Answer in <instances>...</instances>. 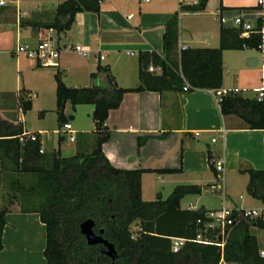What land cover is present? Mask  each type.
I'll list each match as a JSON object with an SVG mask.
<instances>
[{"label": "crops", "instance_id": "obj_1", "mask_svg": "<svg viewBox=\"0 0 264 264\" xmlns=\"http://www.w3.org/2000/svg\"><path fill=\"white\" fill-rule=\"evenodd\" d=\"M21 1L9 0L8 5L0 7V47L4 51H12L19 69L20 66L32 67L33 61L16 54V43L35 46L45 29L40 25L51 22L56 16L58 5L66 0H53L52 10L43 13L22 8ZM209 1L204 11L180 12L178 44L174 55L178 69L183 46L218 47L221 27H232V17L242 14L255 25L264 13V5L259 6L257 0H220L216 10L209 8ZM132 2L134 1L101 0L100 13L80 12L76 15L71 29L62 35V44H80L90 52L89 55L81 57L79 68L67 56L60 57L58 66L55 67L63 71L64 80L73 77V87L78 88L107 87L108 72L99 71L98 66L101 65L107 67L115 76L119 87L134 88L141 83L140 53L155 51L162 57L165 56L163 35L166 23L173 14L180 11L181 2L179 9L174 6L160 13L151 10L152 16H146L151 0H135L139 11L138 18L128 12L134 6ZM154 8H161V3H155ZM218 9L229 18L228 23H222L220 19L219 28L213 30L201 22L195 27V33L191 34V41L182 40V16L199 15L206 11L215 14ZM65 50L68 49L64 48ZM101 55L104 56L103 59ZM151 65L160 66L154 63L149 66ZM162 72L163 69L152 73ZM93 73H96V77L92 76ZM262 87L264 46L224 50L222 89L254 98ZM0 95V114L10 121H21L24 133L40 134L43 145L44 131L26 127L10 106L11 96L7 93ZM17 104L21 105L20 102ZM32 104L34 105L33 101ZM83 105H88V114L93 115L95 105ZM78 110L79 108L76 109L77 112ZM106 126L110 137L104 143L103 151L110 163L122 169H147L142 174L144 200L153 201L158 196L165 198L164 192L173 191L178 185H199L202 191L196 194V202H191L188 209H219L220 206H211L205 200V192L220 197L222 191V207L227 206L228 200L233 208L264 206L261 199L248 192L250 177L247 172L249 168L264 170V129L249 128L245 120L237 114L224 115L213 89L126 92L119 107L110 110ZM72 130L63 132L65 134L60 138L65 139L66 133L84 134L85 140L82 144L88 143L92 152L97 140L94 120L91 119V125L87 128L78 123ZM145 136L149 138L140 146L139 138ZM78 147V152L91 153L88 150L85 152L81 144ZM219 159L224 161L222 171H218L214 164ZM1 168L0 160V170ZM162 169L179 171H158ZM246 190L250 200L245 199L242 194ZM237 191L241 193L235 200L233 195ZM12 205L11 208H4L6 225L3 231V248L0 249V264H47L44 254L47 228L40 214L21 211L19 202L18 206L15 203ZM252 230L258 237L261 251L264 250V229L253 227Z\"/></svg>", "mask_w": 264, "mask_h": 264}, {"label": "trees", "instance_id": "obj_2", "mask_svg": "<svg viewBox=\"0 0 264 264\" xmlns=\"http://www.w3.org/2000/svg\"><path fill=\"white\" fill-rule=\"evenodd\" d=\"M209 0L182 4L166 23L163 35L165 56L155 51L140 53V80L134 88L119 87L107 67L108 86L69 87L63 71L55 72L56 96L60 122L67 103L94 104L93 120L97 140L91 153L78 152L63 157L61 150L52 154L41 152L40 134L36 140H21L24 126L0 114V191L19 197L23 212H37L47 228L44 251L48 264H103L112 262L103 244L89 245L80 232V224L88 218L96 221L95 230L105 229L104 237L114 243L118 256L115 264H220L222 261L238 264H264V255L253 227L264 229V218L238 217L224 231L221 243L187 242L178 252L171 250V237L195 238L201 226L199 219L207 220L205 209H183L181 200L187 194L201 193L199 185H178L163 198L146 201L142 197V174L147 169H122L113 166L103 151L110 132L106 126L111 109L119 107L124 94L130 91L183 90L184 79L193 89H219L223 85V52L226 49L260 48L264 46V13L258 18L254 31L242 37L235 27H221L218 47H188L180 54V69L175 65L181 11H204ZM101 0H66L56 9L55 18L40 25L54 27L60 33L71 29L80 12L100 13ZM150 63L162 66L161 74L148 70ZM96 77V73L92 74ZM183 76V77H182ZM27 94L20 95V107L32 109ZM220 108L224 115L237 114L249 128L264 129V97H244L236 92L223 95ZM149 136L140 137L143 145ZM63 140V137L60 138ZM159 172H175L162 169ZM248 192L264 202V170L249 168ZM139 220L135 237L131 225ZM6 209L0 210V249Z\"/></svg>", "mask_w": 264, "mask_h": 264}, {"label": "rangeland", "instance_id": "obj_3", "mask_svg": "<svg viewBox=\"0 0 264 264\" xmlns=\"http://www.w3.org/2000/svg\"><path fill=\"white\" fill-rule=\"evenodd\" d=\"M133 1L134 2L132 3H134V6L130 7L128 12H132L136 18H138L139 11L135 6V0ZM21 2L22 8L26 7L27 9L39 13H43L44 11L49 12L53 8L51 5L53 0H22ZM219 2L220 0H210L209 8L211 7L213 10H216ZM155 3H161V8H154ZM148 5L149 8L146 11V16H152L153 12L151 10H156L154 13H160L162 10L172 9L174 6L179 9L180 0H151ZM201 22L210 26L214 30L220 26V17L216 13L212 14L211 12L207 11L206 13L199 15L187 14V16H182V40L191 41L193 39L191 34L195 33V27ZM16 44V47H18V44L20 43L17 42ZM65 56H67L70 62L76 65L77 68L80 67L82 63L81 57H83L81 54L69 49L64 51L63 48V50L60 52V57ZM60 57L58 58V61L61 59ZM103 63L105 64V61H103ZM32 65V67L20 66L21 69H19L17 58L16 56H13L12 51H4L2 47H0V94L7 93L11 96L9 99L11 104L10 106L16 112V116L24 121L26 127L31 130L44 131L42 146L46 154H52V152L55 150L60 149L63 157H70L78 153V146L80 144L83 146L82 148L85 152L86 150H88L87 152H91L88 143L85 145L82 144L85 140L84 134H80L78 132H75L74 134L66 133V138L60 140V136L64 135L65 133H63L64 123L60 122L59 120L54 73L61 69L55 66H37L35 62H33ZM72 79L73 77L71 79L64 80L69 87H73L74 81H72ZM22 93H24V95L27 93L36 94L35 97L31 98V101L34 103L32 109L26 112L17 104ZM0 98H2L1 95ZM87 107L88 105L81 104L73 106L71 102L67 103L64 113L66 119L70 121L73 128H76L78 123H81V125L85 126L86 128L91 125V119L93 121V115L88 114L89 110ZM77 108H79L78 112L76 111ZM72 135L75 137L74 141L70 140ZM2 188L4 189L0 191V210L4 208H11L13 207L12 204L14 203L18 206V195L16 193L7 191L5 189V185H2ZM171 192L172 191H165V198L168 197ZM222 193L223 191L220 192L219 197L217 194L205 192V200L211 204V206H220V208H222ZM240 193V191H237L236 195H233V198L237 200V197ZM242 194L244 195L245 199H251L247 190ZM196 199V194H187L181 200L182 208H190L191 202H196ZM195 204L199 205V203ZM226 204L228 207L232 205L230 200H228ZM139 228V220L135 221L131 225V229L135 237L138 236Z\"/></svg>", "mask_w": 264, "mask_h": 264}, {"label": "built area", "instance_id": "obj_4", "mask_svg": "<svg viewBox=\"0 0 264 264\" xmlns=\"http://www.w3.org/2000/svg\"><path fill=\"white\" fill-rule=\"evenodd\" d=\"M198 0H180L181 3L185 4H195ZM9 4V0H0V7H4ZM259 6L264 5V0H257ZM216 14L220 15L222 23H228L229 18L225 15H222L220 9L217 10ZM232 27L240 29L242 31V37H248L254 31V25L247 21L242 14H238L231 19ZM264 33V31H262ZM62 35L54 27L45 28L43 34L41 35L38 43L35 46H30L27 44L20 43L16 48L17 55H24L27 59L32 60L36 64L42 66H58V58L60 57V52L63 48L78 52L82 56L89 55L90 50L80 44L65 46L62 44ZM187 46H183V49H187ZM103 59L104 56L101 55ZM149 70L155 72L156 70H162L161 66L155 67L153 65L149 66ZM183 77V76H182ZM185 85L184 90H189L190 84L183 77ZM215 94L218 100V103L222 100L223 95L229 93L227 89H215ZM36 94L27 93V98L35 97ZM264 97V87L259 89L257 98L262 100ZM73 126L70 122H67L64 125L63 132H72ZM29 138L36 140L38 135L32 132H25L21 136V140ZM71 141L75 140L74 136L70 137ZM216 139L214 138L213 141ZM41 152H44V149H41ZM215 167L218 171L224 169V161L219 159L214 162ZM207 220L199 219L198 223L201 224L197 235L195 238H186V237H171L172 245L171 250L173 252H178L187 242L195 241L198 243L204 244H221V239L223 237L224 231L228 225L234 224L238 217L256 219L264 218V206L258 208H233L228 206H223L219 209H214L207 211L206 213ZM261 254L264 255V250L261 251ZM220 264H238L222 261Z\"/></svg>", "mask_w": 264, "mask_h": 264}, {"label": "water", "instance_id": "obj_5", "mask_svg": "<svg viewBox=\"0 0 264 264\" xmlns=\"http://www.w3.org/2000/svg\"><path fill=\"white\" fill-rule=\"evenodd\" d=\"M96 221L92 218L85 219L80 224V232L85 236L89 245L103 244L106 246V254L112 259V262L103 264H115L118 256L114 243L110 242L104 237L105 229H100L99 232L95 230Z\"/></svg>", "mask_w": 264, "mask_h": 264}]
</instances>
